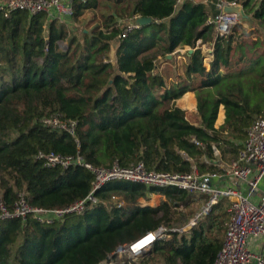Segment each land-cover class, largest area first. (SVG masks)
I'll return each mask as SVG.
<instances>
[{
	"label": "trees",
	"instance_id": "1",
	"mask_svg": "<svg viewBox=\"0 0 264 264\" xmlns=\"http://www.w3.org/2000/svg\"><path fill=\"white\" fill-rule=\"evenodd\" d=\"M68 1L73 15L64 22L46 13H0V199L7 210L21 192L28 205L43 209L89 194L90 172L46 168L39 152L179 174L193 167L219 172L213 147L222 162L237 160L249 127L264 117V0H224L242 6V22L256 24L249 32L236 24L224 38L207 24L217 14L215 0ZM135 17L151 23L119 38ZM202 44H213L208 70ZM185 47L193 52L178 54L179 64L172 54ZM188 92L195 94L192 116L175 104ZM220 106L224 123L215 128ZM52 114L77 121L75 137L41 126ZM95 195L98 202L84 212L51 225L0 220V264H128L114 255L117 247L159 226L182 229L205 199L126 181ZM228 208L219 201L189 231L154 242L138 264H213Z\"/></svg>",
	"mask_w": 264,
	"mask_h": 264
},
{
	"label": "built area",
	"instance_id": "2",
	"mask_svg": "<svg viewBox=\"0 0 264 264\" xmlns=\"http://www.w3.org/2000/svg\"><path fill=\"white\" fill-rule=\"evenodd\" d=\"M183 1L175 0V5L178 6ZM213 5L217 14L210 17L207 24L213 27L217 38H224L240 22V15L238 13H224L223 8L238 4L215 0ZM14 11L27 12L29 15L46 13L50 19H59L62 22L70 19L73 15L72 5L68 0H0V13L4 14L5 17ZM137 18H134V22L125 25L119 38L125 37L129 32L140 28L136 22ZM39 123L44 128L64 131L75 137L77 129V121L75 120L62 119L59 114H52L42 117ZM193 142L199 145L198 142ZM213 151L216 157L214 166H217L233 180L247 185L251 190L256 189L264 176V117L258 118L249 127L237 160L226 164L217 162L218 159L221 160L220 154L215 147H213ZM36 159L41 160L46 168L67 169L78 166L87 170L93 176L89 194L63 208L43 209L28 205L25 192H21L17 196L12 212L7 210L0 199V220L16 218L25 221L27 218H31L39 223L51 225L54 221L61 220L67 215L84 212L88 205L98 202L95 193L106 184L115 181H126L162 189L175 187L205 196L195 218L190 220L182 229L159 226L137 242L117 247L114 252L115 256L121 260L127 259L128 264L135 263L150 250L154 242L167 239L169 233L189 231L195 226L199 217L208 215L214 205L221 200H226L229 203L230 217L226 223L222 246L213 264H264V257L253 253L248 246L249 241L264 239V195L257 203H254L240 188L227 184L217 185L215 182L222 179L219 173L199 174L196 167H193L192 172L184 174L156 172L147 170L141 162L127 168H122L116 163L110 167H97L85 162L79 154L72 157L53 152H39ZM252 164H255L256 167H253ZM145 239H148L147 244L142 247L137 246L139 242ZM109 258L111 259V257ZM103 264L114 263L109 260Z\"/></svg>",
	"mask_w": 264,
	"mask_h": 264
},
{
	"label": "crops",
	"instance_id": "3",
	"mask_svg": "<svg viewBox=\"0 0 264 264\" xmlns=\"http://www.w3.org/2000/svg\"><path fill=\"white\" fill-rule=\"evenodd\" d=\"M256 1L258 2L259 0H256ZM242 10H243V8H242ZM199 42L200 41H198L197 44H199ZM200 47H201V50L203 52L204 59L206 58V60L208 62V63H206L207 64L206 66L209 69V63H210V61L213 58V44H202ZM185 48L187 49V51L190 49L188 47H185ZM224 118H225L224 109H223L222 106H220L219 110H218L217 120L215 122V128H219L224 123ZM218 161L221 162V163H224V162H222L219 159L217 160V162ZM224 164H226V163H224ZM252 166L256 167L255 164H252ZM216 173H219L222 176V179H220V181L215 182V184H217V185H225V184H227V185H232V186H235L237 188H240V189L243 190V192L247 196H249L250 200L252 202H254V203H257L259 201V199L264 195V176L260 180L259 185L257 186V188L254 189V190H251L247 185L239 183V182L233 180L230 176L225 175L222 170H220L219 172H216ZM228 212H229V208H228ZM229 217H230V212H229ZM248 246H249V249L253 253L260 254V255H262L264 257V239H257V240L249 241Z\"/></svg>",
	"mask_w": 264,
	"mask_h": 264
},
{
	"label": "rangeland",
	"instance_id": "4",
	"mask_svg": "<svg viewBox=\"0 0 264 264\" xmlns=\"http://www.w3.org/2000/svg\"><path fill=\"white\" fill-rule=\"evenodd\" d=\"M212 17V16H211ZM238 24H242V26L244 27V29L246 31H252V29L255 27V24L252 23V22H249V23H245V22H242L240 20V22ZM262 31V30H261ZM264 32L262 31L261 34H263ZM60 47L65 50V44H61ZM185 51H187L186 48H184L183 50H180V49H176L175 52L172 54V56H176V60L177 62H179V64H183L184 62V58L182 56H179V55H182ZM156 53V50L151 52V54H155ZM179 54V55H178ZM203 54V52H202ZM169 59V58H168ZM208 63L206 58L204 59V66L208 69V67L206 66ZM164 64V58L158 56V69L160 70V67ZM176 106L180 107L182 110L186 111L190 116L194 115V112L196 110V100H195V94L192 93V92H188L185 93L181 98H179L178 100H176L175 102ZM203 202V201H202ZM202 205V204H201ZM201 208V207H200ZM200 210V209H199ZM199 212V211H198ZM197 212V213H198ZM197 213L195 214V216L197 215ZM194 216V218H195ZM192 218V219H194ZM191 219V220H192ZM147 255H143L141 256L138 260L135 261V264H138L140 261H142ZM133 264V262L131 263Z\"/></svg>",
	"mask_w": 264,
	"mask_h": 264
},
{
	"label": "water",
	"instance_id": "5",
	"mask_svg": "<svg viewBox=\"0 0 264 264\" xmlns=\"http://www.w3.org/2000/svg\"><path fill=\"white\" fill-rule=\"evenodd\" d=\"M223 12L224 13H238L240 16L243 15V10H242V7L240 5H237V6H226V7L223 8ZM136 22L140 26H143V25L151 23V19L150 18H140V17H138ZM188 52L192 53L193 50L189 49ZM170 57L171 56H168V58H170ZM148 252H146L144 255H148Z\"/></svg>",
	"mask_w": 264,
	"mask_h": 264
},
{
	"label": "bare ground",
	"instance_id": "6",
	"mask_svg": "<svg viewBox=\"0 0 264 264\" xmlns=\"http://www.w3.org/2000/svg\"><path fill=\"white\" fill-rule=\"evenodd\" d=\"M147 243H148V239H145V240L139 242L137 246L142 247L143 245H145V244H147ZM145 247H146V246H145Z\"/></svg>",
	"mask_w": 264,
	"mask_h": 264
}]
</instances>
